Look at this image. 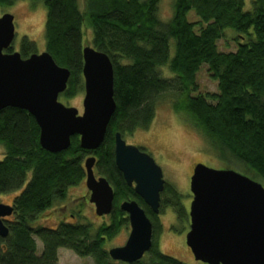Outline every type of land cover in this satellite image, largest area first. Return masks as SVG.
Instances as JSON below:
<instances>
[{"label":"trees","instance_id":"trees-1","mask_svg":"<svg viewBox=\"0 0 264 264\" xmlns=\"http://www.w3.org/2000/svg\"><path fill=\"white\" fill-rule=\"evenodd\" d=\"M17 1L0 0V7ZM41 1L47 11L46 51L71 72L60 97L71 99L82 88L83 48L90 46L113 64L117 108L97 151L82 149L74 136L67 151L55 154L42 149L40 129L27 111L0 110V195L20 192L11 205L13 215L4 221L9 235H0V264H59L60 249L95 264H112L106 243L128 225L120 203L138 200L116 167L114 134L147 129L162 100L188 118L219 161L264 186V0H252L247 10V0H175L173 18L166 23L159 16L160 0ZM190 12L199 20L189 21ZM227 33L235 51L219 50ZM6 53H13L12 47ZM20 53L29 58L36 44L24 38ZM205 67L218 83L217 92H200L198 76ZM90 154L115 190L111 225H36L66 200L69 188L84 183ZM181 199L167 184L161 209L172 207L184 219ZM151 219L153 245L137 264H183L160 251L161 228ZM37 239L43 245L40 255Z\"/></svg>","mask_w":264,"mask_h":264},{"label":"water","instance_id":"water-1","mask_svg":"<svg viewBox=\"0 0 264 264\" xmlns=\"http://www.w3.org/2000/svg\"><path fill=\"white\" fill-rule=\"evenodd\" d=\"M12 14L0 17V110L27 111L40 129L39 142L47 152L67 151L72 137L80 147L96 151L105 141L116 111L114 67L110 58L96 49L83 48L85 98L83 114L59 99L66 92L71 72L60 67L47 51L23 59L20 52L6 53L15 39ZM95 157L85 161L90 202L99 217L113 211L114 191L104 177L96 178ZM115 163L129 186L156 214L166 181L162 168L145 151L115 136ZM193 196L186 243L194 258L204 264H264V186L232 169H213L203 163L193 169ZM129 215L131 233L125 246L109 250L113 261H140L153 245V224L137 202L121 205ZM13 207L0 204V235L7 237L4 220Z\"/></svg>","mask_w":264,"mask_h":264},{"label":"rangeland","instance_id":"rangeland-1","mask_svg":"<svg viewBox=\"0 0 264 264\" xmlns=\"http://www.w3.org/2000/svg\"><path fill=\"white\" fill-rule=\"evenodd\" d=\"M251 1H246V10L251 7ZM175 0H160L159 16L162 22H169L174 15ZM12 14L15 18V39L12 44L13 52H20L22 41L28 38L36 44V53L41 54L46 51V35L45 24L47 11L43 1L19 0L13 6L0 7V17L4 14ZM188 20L191 22L199 20L194 12L188 14ZM220 51H235L236 43L231 40V36L227 33V37L218 43ZM200 92H217L218 83L213 81L207 68H203L198 76ZM85 98L84 79L83 86L78 94L71 98L65 99L60 97V101L68 107H74L79 110V114H83V101ZM125 141L128 145H134L146 153H148L163 170L164 179L167 184L173 187L181 196V201L185 210V218H178L177 212L172 209H164L161 212L159 227V248L160 251L167 256L179 260L183 264H204L197 261L191 256V250L186 243V237L189 230L190 218L189 211L193 199L190 182L194 167L203 163L213 169H228V165L224 161H219L210 151L207 142L193 128L188 118L181 113H177L172 108L168 99L160 101L157 106L155 118L147 129H141L133 134H126ZM4 148L0 146V159L3 158ZM233 166V165H232ZM236 167V166H234ZM234 168H232L233 170ZM244 175L240 169H234ZM248 176V175H247ZM19 193L0 195V204L12 205L14 198ZM86 196V200L81 197ZM88 200L87 188L85 182L78 187H71L68 190L67 198L64 202L58 203L54 208L58 209L60 214L71 219L69 215L78 214L79 223L91 224L97 228L103 224H109L110 218L99 219L96 217L94 206L86 203ZM53 210V209H52ZM38 221L36 225L50 226L55 228L56 217H52L53 211ZM61 211V212H60ZM176 214V215H175ZM80 216V217H79ZM11 218V217H10ZM129 230L123 228L117 236L106 243L107 251L116 248L127 240ZM37 254L40 255L43 245L37 239ZM59 264H95L92 258H81L74 252L67 249H60L58 252Z\"/></svg>","mask_w":264,"mask_h":264},{"label":"flooded vegetation","instance_id":"flooded-vegetation-1","mask_svg":"<svg viewBox=\"0 0 264 264\" xmlns=\"http://www.w3.org/2000/svg\"><path fill=\"white\" fill-rule=\"evenodd\" d=\"M138 131V130H137ZM136 131V132H137ZM117 133H120V132H116L115 134H114V155H115V136H116V134ZM135 133V132H134ZM121 134V133H120ZM122 135V134H121ZM79 137V136H78ZM122 137H123V139L125 140V136L124 135H122ZM79 141H80V137H79ZM127 143V142H126ZM142 150V149H141ZM97 151V150H96ZM143 151V150H142ZM89 152H95V151H89ZM90 157H95L96 158V156L95 155H92V154H90L87 158H86V160L88 159V158H90ZM85 160V161H86ZM97 158H96V163H95V165H94V173H95V176H96V178L97 179H99L100 177H103V176H101L100 174H99V172H98V170H97ZM116 164V163H115ZM84 166H85V163H84ZM117 167V166H116ZM118 169V168H117ZM85 171H86V168H85ZM120 172V171H119ZM121 173V172H120ZM122 174V173H121ZM87 176V175H86ZM122 176H123V174H122ZM105 178V177H104ZM124 178V177H123ZM125 180V179H124ZM85 185H86V178H85ZM126 182V181H125ZM83 184V183H82ZM127 184V183H126ZM111 185V184H110ZM166 185H167V183H166ZM80 186V185H79ZM112 186V185H111ZM127 186L129 187V188H131L132 190H133V192H134V194H135V196H136V198L138 199V200H131V199H129V200H125V201H122L121 203H120V206H119V209H120V211H122V209H121V205L124 203V202H128V201H135V202H137L138 203V205L142 208V209H144V211H145V213H146V215L148 216V218L151 220V222H152V224H153V221H152V219H151V216L153 215L154 216V218L159 222L160 221V216H161V212L163 211L161 208H160V212L158 213V214H156V213H154L153 211H152V209L144 202V200L135 192V184H133V186H129L128 184H127ZM78 187V186H77ZM166 187V186H165ZM86 188H87V186H86ZM112 188H113V191H114V200H115V190H114V187L112 186ZM164 192V191H163ZM87 196H88V200H87V202L86 203H88V204H92V206H94V211H95V214H96V206H95V204H93V203H91L90 202V198H91V192L88 190V188H87ZM81 199H84V200H86V196H83V197H81ZM161 199H162V194H161ZM62 203V202H61ZM62 209H64V208H66V207H61ZM61 208H58V209H56V208H54L52 211L54 212V214H52V217H56V221L55 222H57L58 221V219H60L61 220V222H67V223H79L78 221H76V222H71V220H77L78 219V214H71V215H69L70 216V220L69 219H67L68 217H66V216H64L63 214H60L59 213V211L58 210H60ZM146 209V210H145ZM166 209H168V208H166ZM169 209H172V210H174L172 207H169ZM148 211V212H147ZM61 212V211H60ZM113 212H114V203H113V211H112V213L111 214H109V215H104V216H102V217H99V216H97V214H96V217L97 218H99V219H106L107 217L108 218H110V223L108 224V226L109 225H111V223L113 222V220H114V214H113ZM124 214H125V219H127L128 221V225L127 226H125V227H123V228H127L128 227V230H129V232H128V234H127V240H126V242L125 243H123L122 245H120V246H118V247H123V246H125L126 245V243H127V241H128V239H129V236H130V233H131V227H130V222H129V215L127 214V213H125L124 211H122ZM174 213H175V210H174ZM13 215V214H12ZM176 215V214H175ZM11 217V216H10ZM10 217H8V218H6L4 221H6L7 219H9ZM80 217V216H79ZM179 218V217H178ZM60 222V223H61ZM5 223V222H4ZM60 223H58V224H60ZM58 224H56V225H58ZM122 228V229H123ZM160 228H161V226H160ZM121 229V230H122ZM161 230V229H160ZM189 230H190V224H189ZM121 232V231H120ZM119 234V233H118ZM117 236V235H116ZM153 241H154V228H153ZM158 246H159V239H158ZM111 250V249H110ZM109 251V250H108ZM148 253L149 252H147L145 255H144V257L142 258V259H145L147 256H148ZM191 256L192 257H194L193 256V254H191ZM141 259V260H142ZM139 262V261H138ZM112 264H128V263H124V262H119V261H113L112 260ZM132 264H137V262H135V263H132Z\"/></svg>","mask_w":264,"mask_h":264}]
</instances>
